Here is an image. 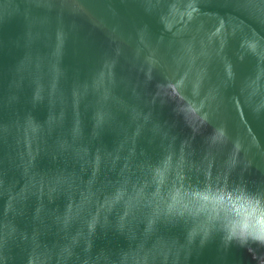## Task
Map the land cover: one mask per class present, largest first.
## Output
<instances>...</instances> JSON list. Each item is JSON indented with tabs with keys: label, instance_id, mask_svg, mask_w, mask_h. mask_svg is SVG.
<instances>
[{
	"label": "water",
	"instance_id": "obj_1",
	"mask_svg": "<svg viewBox=\"0 0 264 264\" xmlns=\"http://www.w3.org/2000/svg\"><path fill=\"white\" fill-rule=\"evenodd\" d=\"M264 0H0V264H264Z\"/></svg>",
	"mask_w": 264,
	"mask_h": 264
},
{
	"label": "clouds",
	"instance_id": "obj_2",
	"mask_svg": "<svg viewBox=\"0 0 264 264\" xmlns=\"http://www.w3.org/2000/svg\"><path fill=\"white\" fill-rule=\"evenodd\" d=\"M228 239H238L241 242L251 239L264 244V214H258L255 220L232 222L228 227Z\"/></svg>",
	"mask_w": 264,
	"mask_h": 264
}]
</instances>
